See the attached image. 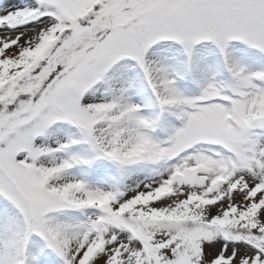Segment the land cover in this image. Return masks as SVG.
<instances>
[{"label":"snow or ice","instance_id":"snow-or-ice-1","mask_svg":"<svg viewBox=\"0 0 264 264\" xmlns=\"http://www.w3.org/2000/svg\"><path fill=\"white\" fill-rule=\"evenodd\" d=\"M0 29V264H264V69L235 55L264 59V0H33ZM209 50L231 82L197 76ZM169 52L176 67L152 58ZM129 62L153 117L130 102L133 78L111 87ZM96 159L168 167L126 198L71 174Z\"/></svg>","mask_w":264,"mask_h":264},{"label":"rangeland","instance_id":"rangeland-1","mask_svg":"<svg viewBox=\"0 0 264 264\" xmlns=\"http://www.w3.org/2000/svg\"><path fill=\"white\" fill-rule=\"evenodd\" d=\"M33 3V0H0V14H4L8 10H12L17 7H24ZM50 18L44 17L42 20H48ZM36 25L40 24V21L35 22ZM24 30H28L30 33H35L38 28L35 26L24 25ZM3 31V29H0ZM14 29H9L8 32H14ZM167 47V45H164ZM244 48V47H243ZM240 48L237 44V49ZM235 55L238 58H242L243 62L253 70L264 69V59H261L253 50L240 51L238 50ZM165 56L169 59L165 61L167 65L172 67L177 66V60L180 58L177 53H160L154 57V60H164ZM208 65L203 66L201 70H196V74L202 80L215 79L216 81L231 82V76L226 69L220 64V57L214 50L207 52ZM133 78L135 82V88L129 93L130 102L141 106L142 114L147 117H153L158 112L156 106L155 97L152 93L150 86L147 84L143 73L138 67H133L131 62L129 66L120 68L113 73V79L111 81V87L116 90L117 94L122 87H127L126 80ZM179 85L188 94H197L198 89L189 80H180ZM107 85L101 84L98 86V90L92 99L95 102H99L106 94ZM110 98V97H109ZM176 126H180V122L175 121ZM61 127L67 128L66 124H62ZM159 135V134H157ZM162 138V137H161ZM55 139V138H54ZM64 139L63 136L60 137ZM83 150V149H80ZM143 148L138 151H143ZM167 164L149 165L147 167L139 166L133 167L128 170H121L116 164L106 159H96L94 164L89 167L74 168L70 170L71 174L76 175L78 178H83L89 185L95 188H100L105 191H115L119 189L125 193V197H131L144 188L148 183L158 182L160 174L165 173ZM0 206H2L0 202ZM74 213H67L63 215H55L49 217L51 223H57L59 221L69 222L75 224L77 222L76 217L83 219L85 214L91 215L95 210H86V213H82L79 210H72ZM32 227V219L27 216L21 218L18 224L17 237L18 241L23 245L25 235L30 231H34Z\"/></svg>","mask_w":264,"mask_h":264},{"label":"trees","instance_id":"trees-1","mask_svg":"<svg viewBox=\"0 0 264 264\" xmlns=\"http://www.w3.org/2000/svg\"><path fill=\"white\" fill-rule=\"evenodd\" d=\"M238 46H239L240 48H243V47H244L243 45H240V44H238ZM247 51H249V50H247ZM1 204H2V202H1Z\"/></svg>","mask_w":264,"mask_h":264}]
</instances>
